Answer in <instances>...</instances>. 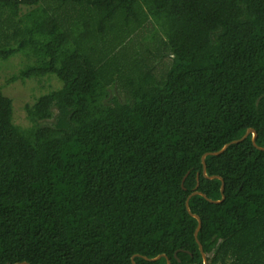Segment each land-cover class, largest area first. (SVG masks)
Masks as SVG:
<instances>
[{"label":"trees","instance_id":"16d2710c","mask_svg":"<svg viewBox=\"0 0 264 264\" xmlns=\"http://www.w3.org/2000/svg\"><path fill=\"white\" fill-rule=\"evenodd\" d=\"M18 53L61 85L28 127L0 88V264H203L202 156L264 148V0H0ZM205 164L208 264H264V151Z\"/></svg>","mask_w":264,"mask_h":264},{"label":"rangeland","instance_id":"374dc122","mask_svg":"<svg viewBox=\"0 0 264 264\" xmlns=\"http://www.w3.org/2000/svg\"><path fill=\"white\" fill-rule=\"evenodd\" d=\"M146 33V32H143ZM30 64L23 53H18L6 61H0V88L3 95L9 97L13 103L14 123L20 127H28L24 106L33 104L37 98L47 94L50 90L60 87V83L53 77L28 79L25 81H11L10 78L22 68ZM112 94L115 95V92ZM46 125L51 122H45Z\"/></svg>","mask_w":264,"mask_h":264},{"label":"water","instance_id":"95a60500","mask_svg":"<svg viewBox=\"0 0 264 264\" xmlns=\"http://www.w3.org/2000/svg\"><path fill=\"white\" fill-rule=\"evenodd\" d=\"M251 135V143H252V145H253V147L254 148H256L257 150H259V151H264V148H261V147H259L258 145H257V143H256V140H257V132L254 130V129H248L247 131H246V133L243 135V137L242 138H240V139H238V140H234V141H232V142H230V143H228V144H226V145H224L223 146V148L222 149H220L219 151H216V152H212V153H206V154H204L203 156H202V158H201V164H202V174H203V176L205 177V178H207V179H218L219 181H220V193H221V199L219 200V201H213V200H210V199H208L203 193H201V192H198L197 191V187H198V183H197V185H196V191H194L192 194H190L189 196H188V198H187V200L185 201V208H186V211L188 212V214L191 216V217H193L194 219H196V221H197V227H196V229H195V232H194V238H195V241H196V243H197V245H198V249H199V252H200V255H201V257H202V260H203V264H208V260H207V255L204 253V251H203V248H202V245L200 244V242L198 241V239H197V234H198V232H199V230H200V227H201V220H200V218L197 216V215H195V214H193L191 211H190V208H189V199L192 197V196H196V195H199V196H202L203 198H205L208 202H211V203H216V204H218V203H221L223 200H224V183H223V180H222V178H220V177H216V176H214V177H209L207 174H206V164H205V158H206V156H217V155H220V154H222L230 145H233V144H238V143H240V142H242V141H244L248 136H250ZM177 254V252L174 254V257L176 258V255ZM134 257H136V256H134ZM134 257H132V264H135L134 263V261H133V259H134ZM139 257H141V256H139ZM143 259H145V260H150V261H156V260H159L160 258H165L166 259V264H170V260H169V258L167 257V256H165V255H159V256H157L156 258H153V259H148V258H146V257H142ZM21 264H27V263H21Z\"/></svg>","mask_w":264,"mask_h":264}]
</instances>
